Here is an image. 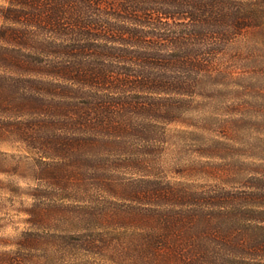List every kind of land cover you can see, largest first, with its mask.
<instances>
[{"label": "trees", "instance_id": "1", "mask_svg": "<svg viewBox=\"0 0 264 264\" xmlns=\"http://www.w3.org/2000/svg\"><path fill=\"white\" fill-rule=\"evenodd\" d=\"M263 29L264 0H0V143L34 157L32 197L80 214L75 230L22 231L0 264H264V119L219 121L221 184L153 160L196 99L245 75L238 43ZM84 186L167 229L83 230L108 209L75 204Z\"/></svg>", "mask_w": 264, "mask_h": 264}, {"label": "rangeland", "instance_id": "2", "mask_svg": "<svg viewBox=\"0 0 264 264\" xmlns=\"http://www.w3.org/2000/svg\"><path fill=\"white\" fill-rule=\"evenodd\" d=\"M238 44V51L244 59L242 63L241 60H234L233 66L245 75L233 80L230 88L216 92L215 100L196 99L193 109L190 108L188 112L193 125L169 126L168 137L160 143L163 149H159L161 152L155 154L153 159L156 160L154 172L166 176L168 180L198 187H211L225 180L226 171L221 165L223 162L214 157L223 150V146L214 144V139L222 135L219 121L229 118L264 119V29L256 34H248ZM249 47L253 49L252 52ZM248 49L249 54L245 52L248 55L243 56L242 51ZM194 125L203 129H197ZM249 132L246 134H252L253 137V130ZM223 156L226 157V154ZM33 159L19 146L0 143V250L11 248L22 231L75 230L66 219H78L80 214L57 209L51 211L47 206L48 199H35L30 195L33 188L44 184L34 177L36 169ZM93 187H82L80 192L83 195L80 194L74 203L90 207L106 205L108 209L100 222L86 225L83 230L167 229L158 216L151 217L137 212L149 205L142 206L141 203L121 199L122 196L114 192L108 195L96 194L92 191ZM27 212H34L33 219L37 221L30 223Z\"/></svg>", "mask_w": 264, "mask_h": 264}]
</instances>
